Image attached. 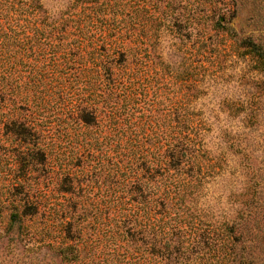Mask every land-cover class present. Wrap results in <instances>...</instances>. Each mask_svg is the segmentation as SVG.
I'll list each match as a JSON object with an SVG mask.
<instances>
[{"label": "rangeland", "instance_id": "1", "mask_svg": "<svg viewBox=\"0 0 264 264\" xmlns=\"http://www.w3.org/2000/svg\"><path fill=\"white\" fill-rule=\"evenodd\" d=\"M21 2L0 0V264H90L50 247L71 207L85 211L79 221L105 258L106 229L164 172L157 151L170 127L203 124L202 213L229 221L264 204V67L241 43L264 46V0H40L66 26L38 44L26 41L36 33ZM119 49L134 68L128 96L114 95L123 120L86 127L75 105L101 106L99 62ZM10 119L30 125L25 140L7 131ZM24 203L37 214L11 222ZM261 216L241 221L242 238L264 258Z\"/></svg>", "mask_w": 264, "mask_h": 264}, {"label": "trees", "instance_id": "2", "mask_svg": "<svg viewBox=\"0 0 264 264\" xmlns=\"http://www.w3.org/2000/svg\"><path fill=\"white\" fill-rule=\"evenodd\" d=\"M20 6L25 13L26 30L33 28L36 33L34 37H27V42L47 43L53 39L50 35L52 29L66 26L64 17L55 19L48 15L40 0H22ZM241 43L246 53L264 67V46L249 38ZM51 50L53 56L54 49ZM105 54L99 62L101 106L89 103L75 105V113L86 127L103 121L108 124L122 122L120 104L114 95L120 90L128 96L134 85V68L129 61V52L119 49L111 53L113 56L108 52ZM202 126L200 121L178 130L169 128V135L161 145L163 151H157V155H164V172L153 175V185L148 192L139 185L135 193L140 201L120 209L116 222L106 229L104 246L108 250L104 252L105 258L100 259L102 240L92 239V235L84 231L87 223L82 225L79 221L85 211L80 209L77 213L73 207L65 209V213L59 216L62 241L57 246L50 245L54 253L64 261L87 259L90 264H129L133 262L131 259L137 260L136 264H264L260 253L253 255L256 247L245 245L247 237L242 238L245 224L241 223L254 220L259 215L264 218V212L258 207L261 201L252 205L253 211L248 209L244 215L242 209L237 215L239 219L234 217L229 221L202 213L193 204L196 203L194 189L199 186L201 175V165L195 158L196 155H204ZM30 128L24 122L11 120L7 131L15 139L25 140ZM37 149L44 155L41 147ZM195 164L198 165L196 172L193 170ZM12 207L11 222L25 223L26 218L35 216L38 211V206L25 203ZM260 207L264 211V204Z\"/></svg>", "mask_w": 264, "mask_h": 264}]
</instances>
